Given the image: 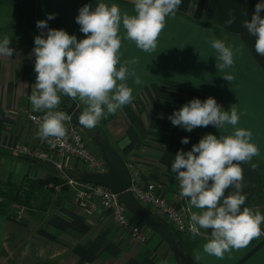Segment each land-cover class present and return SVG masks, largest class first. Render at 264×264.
<instances>
[{
	"label": "crops",
	"instance_id": "obj_1",
	"mask_svg": "<svg viewBox=\"0 0 264 264\" xmlns=\"http://www.w3.org/2000/svg\"><path fill=\"white\" fill-rule=\"evenodd\" d=\"M106 2L116 3L121 12L135 14L134 0ZM85 3L95 7L97 0H0V37L10 36L9 46L14 49L12 56L0 55V182L20 184L25 175L46 178L50 173L57 174L49 162L19 155L12 148L38 143V127L28 114L46 111L34 109L29 100L36 82L34 36L41 34L36 21L47 20V13H55L48 27L75 33L79 40L87 34L80 32L75 16ZM256 3L257 0H182L175 16L166 17L154 51H142L134 41L122 39L120 60L137 58L135 64L128 65L127 83L133 89V100L103 117L93 136H104L127 167L133 164L141 184L160 183L162 196L185 213L188 223L189 209H199L180 195L178 181L170 169L174 155L178 149L189 150L207 132L219 136L231 133L233 127L250 129L251 139L259 148L251 161L240 162L241 191L246 193L242 207L264 214V55L255 51V37L242 24L250 19ZM230 10L235 19L226 24ZM120 33L123 36V26ZM210 38L222 39L240 49L231 67L218 69ZM225 72H231L234 79L226 80L222 76ZM210 95L225 109L232 104L237 108L240 119L236 126L217 129L209 124L189 132L168 119L174 109L191 98L203 100ZM73 104L78 111L74 120L80 126L78 116L86 105L61 95L57 107L66 109ZM183 136L190 138L187 144L181 143ZM88 146L102 157L96 146ZM64 164L74 177L89 171L73 156L64 158ZM233 190L229 187L225 194ZM147 210L151 212L153 208L148 205ZM129 215L142 225L146 242L134 241L110 213L78 206L71 188L50 185L23 213L21 221L0 212V264H159L160 260L179 264L157 232L130 211ZM261 230V235L247 246L226 251L222 257L203 250L210 229H201L195 236L183 232L182 237L191 242L190 252L196 264H264V222Z\"/></svg>",
	"mask_w": 264,
	"mask_h": 264
},
{
	"label": "clouds",
	"instance_id": "obj_2",
	"mask_svg": "<svg viewBox=\"0 0 264 264\" xmlns=\"http://www.w3.org/2000/svg\"><path fill=\"white\" fill-rule=\"evenodd\" d=\"M181 3L182 0H134L135 14L121 12L119 5L108 4L106 0H97L95 7L85 3L75 16L80 32L87 34L79 40L75 33L48 27V20L53 19L55 13H47V20H37L41 34L34 36L36 82L29 100L34 109L46 111L36 135L56 139L66 135L64 121L68 117L63 110H57L61 95L76 98L86 105L78 116L79 123L86 128H94L103 117L130 103L133 89L127 83L128 65L135 64L137 58L120 60L122 39L134 41L142 51H154L166 17L175 16ZM262 9L264 0H257L250 19L242 22L255 37L254 49L260 55H264ZM234 19L230 10L225 23L231 24ZM10 42V36L0 37V55L12 56L14 49L9 46ZM209 42L215 50L218 69L235 63V56L240 52L238 47L218 38H210ZM222 76L228 81L234 79L231 72ZM136 81L139 83V77ZM232 105L225 109L211 95L203 100L193 97L174 109L168 119L189 132L209 124L225 129L227 125L236 126L240 119L237 108ZM251 137V130L243 127H233L231 133L219 136L207 132L189 150L178 149L170 166L180 195L190 206L199 209H189L190 233L195 236L201 229H210V238L203 244V250L217 257L233 248L245 247L261 235L264 214L258 209L242 207L246 193L241 191L243 168L240 162L251 161L259 153ZM189 139L183 136L181 143L187 144ZM229 187L234 190L226 195ZM159 264H168V261L160 260Z\"/></svg>",
	"mask_w": 264,
	"mask_h": 264
},
{
	"label": "built area",
	"instance_id": "obj_3",
	"mask_svg": "<svg viewBox=\"0 0 264 264\" xmlns=\"http://www.w3.org/2000/svg\"><path fill=\"white\" fill-rule=\"evenodd\" d=\"M57 110H63L68 117L64 121L67 131L63 138L39 137L37 144L16 145L12 148L13 151L22 156L49 162L65 184L74 191L78 206L91 212L110 213L114 222L127 230L134 241L138 243L146 242L147 236L142 225L130 219L129 210L119 194L102 185L84 182L68 173L64 164V158L67 156L76 157L91 172L106 171L107 167L103 158L94 154L88 146L80 127L74 120L73 114L68 113L65 108L57 107ZM43 114L44 112H30L28 118L38 127ZM128 169L131 174V186L127 191L133 198L145 209L148 205L151 206L153 208L151 212L167 222L174 230L181 233L190 232L185 213L162 196L161 184L154 181L141 184L134 171V165L129 164ZM25 210V207L17 206L18 218L22 217Z\"/></svg>",
	"mask_w": 264,
	"mask_h": 264
},
{
	"label": "water",
	"instance_id": "obj_4",
	"mask_svg": "<svg viewBox=\"0 0 264 264\" xmlns=\"http://www.w3.org/2000/svg\"><path fill=\"white\" fill-rule=\"evenodd\" d=\"M68 113L77 115L75 104L66 107ZM93 141L106 163V171H86L80 179L84 182L102 185L121 196L128 210L144 225L157 232L169 245L179 264H196L189 250L182 243L178 233L164 220L151 216L149 211L140 205L127 191L131 186L130 171L122 157L110 146L104 136L98 134Z\"/></svg>",
	"mask_w": 264,
	"mask_h": 264
},
{
	"label": "trees",
	"instance_id": "obj_5",
	"mask_svg": "<svg viewBox=\"0 0 264 264\" xmlns=\"http://www.w3.org/2000/svg\"><path fill=\"white\" fill-rule=\"evenodd\" d=\"M73 176V175H72ZM80 178V175L77 176ZM54 187L61 185L67 188L64 180L58 174H49L46 178L34 177L25 175L20 184L12 182H0V212L7 217L21 221L17 215V206H23L26 210L33 205V201L39 196L41 191L48 186ZM25 210V211H26ZM151 216H156L154 213L149 212ZM185 247L191 250V242L189 239L182 237V233L175 230ZM191 253V252H190Z\"/></svg>",
	"mask_w": 264,
	"mask_h": 264
},
{
	"label": "rangeland",
	"instance_id": "obj_6",
	"mask_svg": "<svg viewBox=\"0 0 264 264\" xmlns=\"http://www.w3.org/2000/svg\"><path fill=\"white\" fill-rule=\"evenodd\" d=\"M102 120V119H101ZM101 120L97 123V125L94 128H86L84 126H82L80 123V129L83 133L84 139L86 140V142L90 145V146H96L94 141H93V134L95 133L97 127L99 126V124L101 123ZM79 122V120H78ZM23 217V215H22Z\"/></svg>",
	"mask_w": 264,
	"mask_h": 264
}]
</instances>
